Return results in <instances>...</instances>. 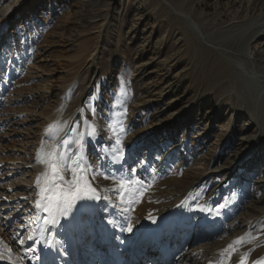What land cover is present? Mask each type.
<instances>
[{
	"label": "rangeland",
	"instance_id": "rangeland-1",
	"mask_svg": "<svg viewBox=\"0 0 264 264\" xmlns=\"http://www.w3.org/2000/svg\"><path fill=\"white\" fill-rule=\"evenodd\" d=\"M166 1L202 24L203 33L212 29L202 17L219 26L264 13V0ZM169 7L162 0H0V21H7L0 29V162L1 172H8L9 163L36 161L32 149H38L40 132L48 118L56 119L61 104L65 116L60 120L74 113L62 147L64 162L80 141L106 194L100 222L119 209L115 194L122 171L130 173L134 181L127 186H137L141 199L159 181L190 179L193 172L186 170L197 162L204 175L190 198L217 223L194 224L191 249L207 243L202 240L211 234L247 229V220L264 210V142L253 157L240 158L228 169L255 132L248 126L254 122L250 98L246 106L217 87L230 80L238 86L235 63L241 58L251 66L264 60V28L248 49L251 59L223 56H231V77H226ZM239 126L247 131L239 135ZM129 140L135 145L127 152L135 155L125 159L121 155ZM30 174L17 172L14 181L24 185ZM23 212L20 222L30 225L34 215L30 208ZM130 221L132 234L139 222ZM255 224L258 229L244 246L259 260L264 215Z\"/></svg>",
	"mask_w": 264,
	"mask_h": 264
},
{
	"label": "bare ground",
	"instance_id": "bare-ground-1",
	"mask_svg": "<svg viewBox=\"0 0 264 264\" xmlns=\"http://www.w3.org/2000/svg\"><path fill=\"white\" fill-rule=\"evenodd\" d=\"M162 1L166 7L170 6L169 8L182 18L188 37L197 41L201 52L206 51L209 59L218 69L217 72L231 77L229 72L231 56L223 57L226 54L251 59L248 49L262 33L263 12L253 19L222 23L219 26L215 21H208L202 17L212 29L210 32L203 33V25L195 22L188 12L185 13L182 9L169 5L166 0ZM251 1L253 0H248V2ZM6 16L5 14L2 17L6 19ZM0 22L3 23L0 24L2 29L7 21ZM235 65L240 78L238 86H234L236 82L230 80L218 82L217 87L223 93L233 94L235 102L241 101L243 104L246 98H250L252 106L249 110L252 112L254 122L248 126H255V132L248 145L228 169L240 158L243 160L253 157L256 149L264 142V60L251 66L241 58ZM199 84L196 81V88ZM202 95L203 93L200 92L188 101L183 107V112L188 113L191 104ZM56 109L59 111L56 119L48 118V126L44 127L39 134L38 149L35 151L32 149L36 161L30 159L9 163L12 168L8 172H1L3 164L0 162V264H146L147 261H149L147 264H264V246L259 248L262 251L259 254V260H254L251 248L249 250L244 246L250 240V233L255 228L258 229L255 222L263 217L264 210H260L257 216L247 220L250 225L247 229L239 233H230L228 236L224 232L211 234L202 240L207 243L188 248L196 239V236H192L191 233L195 228L194 224H201L202 228H208L207 224L210 221L213 222L210 223V227L217 223V219H208L210 213L203 211L197 206L198 203H194L190 198L192 186L204 175L197 162H192L186 170L193 172L190 179L185 176H175V178L159 181L141 199L137 186L136 188L127 186L130 181H134L130 173L122 171V183L120 182L121 185L119 183L115 194L119 209L112 212L108 218L106 217L107 220L97 221L98 212L102 210L101 203L106 194L92 173V162L85 157L80 141H76L68 153L69 160L64 162L65 148L62 147L69 140V124L72 123L70 121L74 113L60 120V115H64L61 104ZM159 126H155V129L159 130ZM246 131L247 128L244 126L236 129L239 135ZM132 145H135L132 140L126 143L122 158L132 159L135 152L133 150L131 153L127 152ZM23 171L31 173L30 180L24 185L14 181L15 176H13ZM94 186L101 193V203L95 213L97 224L93 226L90 219L85 217L81 220L82 222L62 227L57 222L59 212L64 210L65 214L71 213L73 197L79 193L82 194L83 188ZM12 190H15V193L10 195ZM38 198L49 201L56 207L54 216H57L49 223L36 213L34 202ZM20 203L23 204L22 207ZM24 207L30 208L34 215L30 225L20 222L19 218L25 215ZM202 212L206 213L198 218L197 215ZM131 217L138 222L144 217H149L151 221L144 230H139L137 226L130 234ZM159 232H161V240L157 242L156 236ZM19 236L21 237L18 238ZM106 239L108 243H105ZM47 246L51 247L55 256L51 260L44 255Z\"/></svg>",
	"mask_w": 264,
	"mask_h": 264
}]
</instances>
